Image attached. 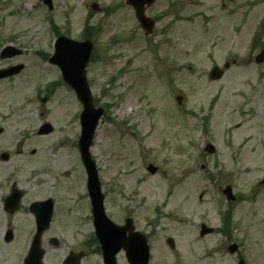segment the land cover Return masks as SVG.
<instances>
[{"label": "rangeland", "instance_id": "374dc122", "mask_svg": "<svg viewBox=\"0 0 264 264\" xmlns=\"http://www.w3.org/2000/svg\"><path fill=\"white\" fill-rule=\"evenodd\" d=\"M91 1L52 0L48 11L40 0H0V47L21 48L22 55L11 61L26 66L0 83V123L29 129L32 145L44 148V154L53 142L65 140L63 147L71 153L63 150L61 158L74 161L62 164L60 172L70 169L79 220L87 223V213L81 212L85 172L72 141L79 136L81 104L64 84L41 101L59 74L38 54L53 52L51 25L60 35L82 40L90 12V25H99L100 32L86 77L94 105L105 110L90 154L106 215L118 222L128 214L144 231L148 222L159 223L149 264H234L221 251V235L198 239L197 232L200 222L219 227L226 208L235 206L230 226L246 243V262L264 264V190L250 201L264 175V113L258 106L264 110V63L253 62L264 34L260 32L258 51L250 45L254 33L264 31V0H155L146 15L163 17L144 38L125 0H94L100 8H112L108 17L92 12ZM129 32L136 33L135 40ZM232 60L236 64L220 80L208 79L211 67ZM9 62L0 60V66ZM10 110L15 114L7 115ZM44 121H54L55 127L38 137L35 132ZM207 142L215 147L212 155L203 153ZM41 160L50 163L46 155ZM147 164L157 167L156 174L146 171ZM229 184L240 196L233 203L221 194ZM88 229L79 224L78 240L47 252L45 264H59L70 250L80 248ZM237 233H232L234 239ZM168 237L175 253L165 243ZM83 261L101 264L98 255ZM124 261L117 257V264Z\"/></svg>", "mask_w": 264, "mask_h": 264}, {"label": "flooded vegetation", "instance_id": "af4514ba", "mask_svg": "<svg viewBox=\"0 0 264 264\" xmlns=\"http://www.w3.org/2000/svg\"><path fill=\"white\" fill-rule=\"evenodd\" d=\"M124 5L130 8L135 17L134 9L126 3ZM160 19L159 15L153 17L155 24L159 23ZM11 60L7 59L6 61L10 62L0 66V70L20 64ZM21 65L22 68L16 75L0 78V83L11 81L25 71L26 66ZM262 101L264 105V99ZM258 106L264 113L262 105L258 104ZM15 111L10 110L7 115L12 116ZM7 115H4L3 121ZM37 136L45 135L37 133ZM73 147L77 150V142L73 143ZM42 149L32 145L30 130L26 127L0 123V264H15V261L19 260L22 264L26 258L31 259V264H41L39 263L41 261L45 264L47 252H54L60 246L72 244L78 240L79 224L89 226L88 230L83 231L81 246L70 250L60 259L59 264H63V260L71 252L81 253L79 264H83V260L96 254L94 237L91 236L92 226L89 222L80 223L79 220L78 210L80 209L77 206L76 187L70 169L66 168L60 172L62 164L74 161L61 158L63 150L70 151L63 147L61 142H53L49 145L47 154H44ZM73 153L75 159L76 154ZM45 155L49 158V164L41 160V157ZM81 212H85L84 207ZM127 218L126 214L123 215L116 224L124 226ZM147 224L149 226L145 232L146 238L154 244L159 223L148 222ZM133 227L134 231H138L134 222ZM123 233L126 239L129 234L127 231ZM218 234L223 236L222 253H230L229 245L233 244V240L228 231L220 228ZM176 251L175 247L171 250L172 253ZM118 254L124 257L123 251ZM229 255L238 259V254L230 253ZM39 256L41 259L36 263Z\"/></svg>", "mask_w": 264, "mask_h": 264}, {"label": "water", "instance_id": "95a60500", "mask_svg": "<svg viewBox=\"0 0 264 264\" xmlns=\"http://www.w3.org/2000/svg\"><path fill=\"white\" fill-rule=\"evenodd\" d=\"M44 1L51 9L50 0ZM136 2L137 0H133L135 5ZM139 5L141 6H135L136 16L138 19L141 18L143 12V5ZM90 51L91 45L89 42L77 43L64 37H60L56 41L55 52L50 61L60 67L64 80L73 87L77 93V97L83 104L84 109L81 115L82 135L79 140V148L88 173V189L93 206L96 236L98 237L103 250L104 261L113 262V255L116 253L119 245V237H116L115 233L112 232L110 229V227L112 228V225L104 215L102 195L100 194L96 171L93 163L89 160L87 152L88 147L91 144L97 121L102 114L101 109L95 110L92 108L90 93L85 80L84 68L89 59ZM13 54L14 53L11 52L7 55ZM263 54L264 51L257 58L258 62L262 60ZM210 75L213 79H218L221 77L222 72L214 67ZM155 170L156 169L152 166L148 167V171L150 173H154ZM226 193L228 195V191H226ZM129 244L130 243L128 241L125 243L126 248H128ZM169 244L170 246L172 245L171 242ZM128 259L137 264H146L147 247L145 240L142 237L140 246H138L132 254H130V249H128Z\"/></svg>", "mask_w": 264, "mask_h": 264}]
</instances>
